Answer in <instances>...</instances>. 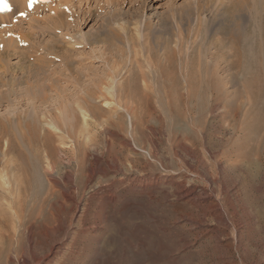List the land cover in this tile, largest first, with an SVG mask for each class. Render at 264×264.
<instances>
[{"label": "rangeland", "instance_id": "rangeland-1", "mask_svg": "<svg viewBox=\"0 0 264 264\" xmlns=\"http://www.w3.org/2000/svg\"><path fill=\"white\" fill-rule=\"evenodd\" d=\"M231 1L34 0L29 9L28 0H8L11 11H0V81L11 83L13 90L2 88L6 97L0 99V112L17 116L18 122L33 113V106L42 114L51 109L57 115L65 102L78 111L88 153L80 172L76 152L74 159L69 152L61 153L60 164L51 172L69 169L77 175L75 199L66 198L60 189L49 196L40 215L39 203L27 200V222L16 220V242L21 243L29 229L39 255L59 243L56 251L64 253H57L56 264H264V139L261 156L229 164L233 168L228 165L224 173L228 186L238 183V198H228L215 186L214 196L228 211V224H223L211 201L198 206L179 197L181 183L190 177L198 185L209 184L198 173L201 166L191 171L176 153L177 147L186 148L173 134L187 131L186 145L192 148L191 129L163 122L157 112L166 87L176 82L186 95L193 71L205 78L207 69L215 67L229 97L242 88L245 76L231 66L236 59L231 38L220 29L238 28L235 22L245 23L250 8L241 10L233 22L226 15ZM220 39L230 42L226 58L214 43ZM135 83L147 89L149 99L126 95ZM96 84L92 104L105 116L110 113V121L93 115L87 104L78 108L76 98L86 97ZM59 89L66 91L64 102L53 97ZM40 92L49 95L45 99ZM50 115L43 118L45 123ZM71 116L64 114L63 124ZM206 119L200 134L203 145L194 150L218 179V167L205 143L208 140L219 153L228 152L239 134L232 116L207 112ZM53 125V132L59 133L58 124ZM67 140L63 147L70 144L68 148L75 149L72 139ZM91 167L107 173L91 177ZM133 173L153 175L160 182L139 191L123 178ZM164 178L175 180L171 184ZM237 203L241 209L236 217Z\"/></svg>", "mask_w": 264, "mask_h": 264}, {"label": "bare ground", "instance_id": "bare-ground-1", "mask_svg": "<svg viewBox=\"0 0 264 264\" xmlns=\"http://www.w3.org/2000/svg\"><path fill=\"white\" fill-rule=\"evenodd\" d=\"M247 6L250 8L248 19L245 18V23L238 22V20L235 22L237 18L241 17H239L240 11ZM226 15L229 19L234 20L233 22L238 23V28L236 29L233 28L231 30L228 28L229 25H226L220 31L231 38V40L228 38L231 42L229 46L232 47V50L235 52L233 54L236 55V59L233 60L231 66L239 67L240 72L244 74L245 77L241 83L242 88L235 89L232 93L233 96L229 97L220 84L221 79L219 80V77H217L215 67L207 69L208 74L205 78L199 75L197 71H193L189 78L186 95L182 93V86L175 82L170 88L166 87L164 89L163 98L160 96V106L157 110L163 122L167 121L170 125L177 124L180 127L191 129V136L193 138L190 141L191 143L193 142L195 147L192 146V149L186 145L189 140L186 130L185 133L179 135L178 133H174L173 138L178 140L176 143L181 145L182 148H186L183 150L177 147L176 153L182 157L184 163L190 167L191 171H195V167L198 165L201 166L198 173L203 175L209 184L208 187L198 185L190 177L181 183L180 191L177 192L179 197L187 199L198 206L211 201L218 212L217 220L223 224H228L226 220V213L228 211H226L218 197L214 196L215 186L218 184L222 193L227 195L228 198H238V183L235 182L233 185L228 186L224 180V173L231 167L229 164H234L245 158L252 159L251 157H258L262 154L260 146L264 139L261 138L264 135V0H232L230 5H228ZM227 42L230 43L229 41ZM227 42L223 39L214 42L225 58L227 55ZM170 53L171 51L169 55ZM6 85L9 86V90L11 88L13 90L11 83H6L3 80L0 81V99L6 97V93L2 89ZM95 86L94 90H88L86 97L76 98L80 106L78 108L82 110L87 104L93 115L96 117L105 116L100 107L92 104V100L97 97L96 89L99 88L98 84ZM49 89L52 90V88ZM48 92L40 93L46 99L49 95ZM40 93H34L33 95L40 96ZM55 93L53 97L56 99L61 98V101L64 102V97H67L65 95L66 91L59 89ZM125 93L127 96L131 94L139 100L150 98L147 89L144 90L136 83L129 88V91L125 90ZM210 94L212 95V99L209 98ZM64 104L65 102L62 103L64 108L57 115L47 108L43 112L44 114H42L40 110H37L40 108L33 106V113L28 118L25 116V119H20L18 122H16L17 116L15 117L12 114L4 115L2 114L3 112H0V264H56L57 262V253L60 250L59 252L56 250L60 248L59 243H52L48 247L49 251L47 253L39 255L35 248L33 234L29 229L22 235V241H19L21 243L15 241V225L17 221L20 224L27 222L25 204H27L26 202L29 199L39 203V215L43 213L47 204L46 202L50 199L49 196H52L60 189L66 198L75 199L74 186L77 175L69 169L61 170V172H57L56 174H52L51 172L60 164L62 152H69L72 158L76 152L79 166L78 172L87 163V142H84L81 137L82 132L85 130L80 124L81 120L78 111ZM9 108L12 107L9 106L8 110ZM217 111H220L223 118L227 116L233 117L234 129L239 136L232 143V150L228 152L219 153V150L211 146L208 140L205 143V147L212 157L214 164L217 165L220 174V177L215 179L211 175L205 159L200 158L194 148H199L200 145H203L200 134L207 122L206 113H215ZM69 113L72 115L70 122L63 124L62 118L64 114L69 115ZM47 114H51V121L45 123L43 118ZM105 117L107 118L106 121H108L111 118L110 113ZM137 120V122L140 121L139 118ZM53 122L58 124L57 129H59V133H55L51 129L54 127ZM118 124L124 128L121 120ZM69 137L75 145V149L73 150L71 147L68 148L70 144L63 147V145H67V138ZM91 141H95V138L91 137ZM91 155L94 159H99L97 153L94 152ZM44 162L47 163L46 169H44L45 167L43 168ZM98 173L105 175L107 170L94 169L92 167L88 169V174L91 177H94ZM123 178H127L126 182L132 184L133 188L139 191H143L147 187L157 185L160 182L158 177L149 174L129 175ZM165 180L172 184L175 179L164 178ZM113 189L110 188L107 191L109 192V197L112 198L115 196ZM237 205L233 209V215L236 217L241 209L238 203ZM238 220L241 221L240 219ZM28 224H30V221ZM62 253L64 251L60 252V254Z\"/></svg>", "mask_w": 264, "mask_h": 264}, {"label": "snow or ice", "instance_id": "snow-or-ice-1", "mask_svg": "<svg viewBox=\"0 0 264 264\" xmlns=\"http://www.w3.org/2000/svg\"><path fill=\"white\" fill-rule=\"evenodd\" d=\"M34 0H28L29 9L33 6ZM0 11H11V5L8 3V0H0ZM21 16H26V12H21Z\"/></svg>", "mask_w": 264, "mask_h": 264}]
</instances>
